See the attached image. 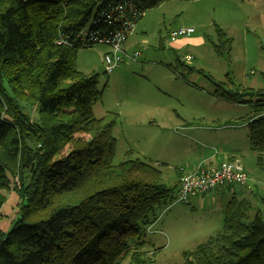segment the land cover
<instances>
[{
	"label": "trees",
	"instance_id": "obj_1",
	"mask_svg": "<svg viewBox=\"0 0 264 264\" xmlns=\"http://www.w3.org/2000/svg\"><path fill=\"white\" fill-rule=\"evenodd\" d=\"M166 1L0 0V216L13 177L20 202L0 229V264H121L130 254L133 264H152L141 249L183 173L168 187L160 169L131 153L115 162L114 122L94 113L99 75L81 72L76 58L92 47L87 37L113 33L126 18L137 24ZM216 31L217 54L230 56L233 39ZM213 83L220 99L252 103L250 145L263 166L264 89ZM183 257L264 264V211L234 194L221 230Z\"/></svg>",
	"mask_w": 264,
	"mask_h": 264
},
{
	"label": "rangeland",
	"instance_id": "obj_2",
	"mask_svg": "<svg viewBox=\"0 0 264 264\" xmlns=\"http://www.w3.org/2000/svg\"><path fill=\"white\" fill-rule=\"evenodd\" d=\"M187 27L195 33L170 41L171 31ZM218 28L233 39L230 56L217 54L213 46ZM126 49L141 56L111 74L105 70L104 47L81 49L76 58L81 72L99 75L102 95L94 113L114 122L115 162L131 153L160 169L163 183L173 187L178 175L209 163L217 151L214 159L219 163L238 160L249 175L245 187L220 189L189 204L178 201L176 190L174 201L159 210L142 255L152 264H183L184 252L221 230L226 204L234 194L264 211V164L251 149L247 125L252 103L220 99L213 83L232 91L264 89V0L166 1L144 13ZM11 180L0 216L3 232L19 212L14 191L18 177ZM121 264H133V254Z\"/></svg>",
	"mask_w": 264,
	"mask_h": 264
},
{
	"label": "built area",
	"instance_id": "obj_3",
	"mask_svg": "<svg viewBox=\"0 0 264 264\" xmlns=\"http://www.w3.org/2000/svg\"><path fill=\"white\" fill-rule=\"evenodd\" d=\"M140 15L139 12L135 14L138 17ZM135 25V19L126 18L119 30L110 34L91 35L84 40L87 46H101L108 50L103 59L107 74L113 73L125 61H135L141 56L139 51L131 54L126 49V44L134 32ZM193 33H195V29L190 27L171 31L170 41L175 42ZM184 58L188 60L190 56ZM217 154L216 151L215 155ZM248 181V173L238 160H226L215 166L201 163L194 169L183 173L180 179L178 201L189 204L192 199L231 186H245Z\"/></svg>",
	"mask_w": 264,
	"mask_h": 264
},
{
	"label": "crops",
	"instance_id": "obj_4",
	"mask_svg": "<svg viewBox=\"0 0 264 264\" xmlns=\"http://www.w3.org/2000/svg\"><path fill=\"white\" fill-rule=\"evenodd\" d=\"M176 42V41H175ZM186 56H188V55H186ZM218 155V154H217ZM217 155H215V153H214V155L212 156V157H210V160H209V163H207V164H209V165H219L220 163H222L223 161H221L220 163H219V161H217L216 159H214V157H216ZM226 161V160H225ZM203 197V196H202ZM201 198V197H200Z\"/></svg>",
	"mask_w": 264,
	"mask_h": 264
}]
</instances>
